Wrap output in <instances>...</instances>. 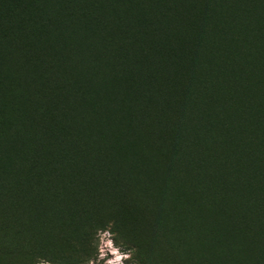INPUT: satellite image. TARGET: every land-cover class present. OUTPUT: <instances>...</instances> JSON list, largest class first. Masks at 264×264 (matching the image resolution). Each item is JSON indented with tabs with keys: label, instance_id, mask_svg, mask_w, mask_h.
Masks as SVG:
<instances>
[{
	"label": "rangeland",
	"instance_id": "obj_1",
	"mask_svg": "<svg viewBox=\"0 0 264 264\" xmlns=\"http://www.w3.org/2000/svg\"><path fill=\"white\" fill-rule=\"evenodd\" d=\"M193 3L220 8L211 23L218 28L217 36L222 34L220 28L234 31L237 22L244 20L249 26L241 32L249 30L251 35L256 29L264 36V0ZM60 9L55 8L56 17ZM62 14V19L71 15L68 9ZM109 15L99 16L98 21L110 23ZM63 31L67 32L65 27ZM53 35L54 31L48 39L52 41ZM18 36L10 45L0 25V55L3 49L11 51L4 55L6 64L20 66L28 82L18 121L8 124L7 131L15 139L0 142V264H108L116 260L114 251L131 254L122 264H264V229L257 226L264 218L255 215L262 212L241 205L242 197L231 193L230 183L221 189L219 169L214 168L213 174L204 170L221 167L218 145L209 156L202 151L196 162L204 185L190 157L185 154L181 162L171 146L162 148L163 134L152 118L145 122L146 133L134 127L120 134L108 132L109 137L101 140L93 130L95 137L88 132L63 154L64 163H56L54 149L46 161H40L50 147L46 137L52 132L47 126L52 122L58 134L69 131L61 108L53 103L54 95L47 91L62 74L77 87L75 75L52 60L62 61L66 54L88 67L87 56L78 58L77 51L65 43L51 51L42 47L41 39ZM44 97L47 101H42ZM82 108V118L90 122L104 109L100 107L96 115V108L87 104ZM74 110L70 115L76 118L81 109ZM86 121H82L83 134L85 126L91 127Z\"/></svg>",
	"mask_w": 264,
	"mask_h": 264
},
{
	"label": "trees",
	"instance_id": "obj_2",
	"mask_svg": "<svg viewBox=\"0 0 264 264\" xmlns=\"http://www.w3.org/2000/svg\"><path fill=\"white\" fill-rule=\"evenodd\" d=\"M194 1L0 0V25L10 45L19 33L18 37L25 34L41 39L42 47H51V51L65 43L77 51L78 58L87 56L88 67L66 54L62 61L52 60L75 75L77 87L68 83L64 74L49 87L47 92L54 95L53 103L61 108L69 131L58 134L51 122L47 128L52 134L46 137L50 147L39 160L46 161L54 149L59 160L56 163H64L60 160L63 154L90 131L101 140L109 137L108 132L120 134L134 127L146 133L145 122L152 118L163 134L162 148L171 146L181 162L186 154L194 168L202 151L209 156L213 147L220 146L217 164L221 167L206 166L204 170L213 174L214 168L219 169L221 189L230 183L231 193L242 197L241 205L257 209L262 213L255 215L264 218V36L256 29L251 35L249 30L241 32L248 25L246 20L238 21L234 31L220 28L222 34L217 36L218 28L211 23L220 8H203ZM58 5L62 16L64 9L69 10V19L59 14L56 17ZM107 12L112 21L99 22V16ZM53 31L51 41L48 34ZM3 50L0 142L9 144L15 134L7 131L8 124L13 119L18 121L28 82L19 72L20 66L6 64L4 55L12 52ZM82 69L84 80L80 78ZM45 98L42 101H47ZM9 104L15 108H7ZM86 104L97 109L96 115L100 107L104 108L95 122L82 118ZM79 107V115L72 117L71 108ZM49 109L53 110H45ZM86 120L91 127L85 126L83 134L82 121ZM195 172L204 185L202 170L196 168ZM221 203L224 206L225 200ZM257 226L264 229V222Z\"/></svg>",
	"mask_w": 264,
	"mask_h": 264
},
{
	"label": "clouds",
	"instance_id": "obj_3",
	"mask_svg": "<svg viewBox=\"0 0 264 264\" xmlns=\"http://www.w3.org/2000/svg\"><path fill=\"white\" fill-rule=\"evenodd\" d=\"M109 247H111V244H109ZM113 254L116 255V260L115 261H112V260H109L108 261V264H122V261L125 260V259H131V254H124V255H121L119 252L117 251H114Z\"/></svg>",
	"mask_w": 264,
	"mask_h": 264
}]
</instances>
